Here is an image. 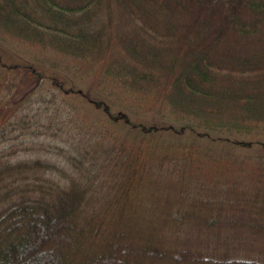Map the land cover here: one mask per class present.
Here are the masks:
<instances>
[{
	"label": "trees",
	"instance_id": "16d2710c",
	"mask_svg": "<svg viewBox=\"0 0 264 264\" xmlns=\"http://www.w3.org/2000/svg\"><path fill=\"white\" fill-rule=\"evenodd\" d=\"M11 42L90 67L105 62L107 95L152 104L147 110L157 108L171 133L264 145V0H0V68L12 77L0 81V126L17 114L11 93L38 89L45 78L9 56ZM90 102L114 124L157 129ZM6 125L0 145L12 139ZM73 138L65 152L72 173L58 160L15 161L9 148L0 151V264H264V201L223 190L199 203L188 215L191 224L183 209H166L154 221L156 234L138 239L108 220L119 198L133 194L111 182L119 171L131 183L148 166L187 160L144 153L142 141L97 138H89L82 158L71 149L86 137ZM93 143L101 158L90 169ZM203 161L190 163L203 167ZM254 165L264 170V162Z\"/></svg>",
	"mask_w": 264,
	"mask_h": 264
},
{
	"label": "rangeland",
	"instance_id": "374dc122",
	"mask_svg": "<svg viewBox=\"0 0 264 264\" xmlns=\"http://www.w3.org/2000/svg\"><path fill=\"white\" fill-rule=\"evenodd\" d=\"M5 50L16 61L36 66L45 76L40 88L30 91V86H18V90L8 98L11 100L10 105L16 107L17 114L5 123L7 136L12 139L1 144L0 151L9 148L8 153H13L10 157L12 160H58L70 173L76 172L74 168L67 167L65 152L70 155V141L80 135L86 140L80 139L74 143L71 151L72 155L80 154L82 158L89 146V138H97L105 143L125 139L131 145H139L142 141L144 153L154 155L168 151L176 159L187 160L171 166H148L143 177H136L131 183L129 174L123 172V175L120 171L119 177L113 180L115 182L110 179L113 186H118L120 190L128 187L133 190V194L118 197L119 202L107 212L108 220L126 226L136 238L156 234L158 228L153 227L154 221L163 217V213H167L166 209L176 213L183 209L188 219L186 224H191L193 220H189L188 215L199 209V203L204 199L220 197L223 190L230 197L247 196V199L264 201V170L254 169L257 168L254 164L264 162V145L251 143L249 147H244L200 138L189 132L171 133L168 120L159 115L157 108L147 110L152 104L146 108L140 102L132 106L129 99L115 100V97L107 95L110 85L106 79L105 62L90 67L43 48L17 42L5 44ZM10 75L8 70L0 68V81L10 80ZM0 97L4 98L3 92ZM90 99L109 106L112 114L118 118L126 114L135 123L148 128L155 126L157 129L148 133L124 125L123 122L114 124L113 119L102 109H97ZM5 124L0 126V131ZM96 147L93 143L95 154L89 159L90 169L99 168L100 165L101 155ZM45 148L52 152H47ZM58 148L62 150L61 153L57 152ZM187 151L191 152L183 156ZM199 156L205 161L203 167L190 163ZM109 167H115L114 163L107 165L108 174ZM139 173L143 174V170ZM115 197H112L114 202L117 200ZM203 214H207V211L203 210ZM153 228L155 232H151ZM165 232L158 233L165 236Z\"/></svg>",
	"mask_w": 264,
	"mask_h": 264
}]
</instances>
